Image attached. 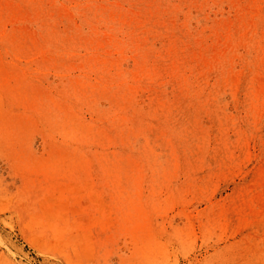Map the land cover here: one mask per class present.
<instances>
[{
	"label": "rangeland",
	"instance_id": "obj_1",
	"mask_svg": "<svg viewBox=\"0 0 264 264\" xmlns=\"http://www.w3.org/2000/svg\"><path fill=\"white\" fill-rule=\"evenodd\" d=\"M249 1L0 0V264H264Z\"/></svg>",
	"mask_w": 264,
	"mask_h": 264
},
{
	"label": "bare ground",
	"instance_id": "obj_2",
	"mask_svg": "<svg viewBox=\"0 0 264 264\" xmlns=\"http://www.w3.org/2000/svg\"><path fill=\"white\" fill-rule=\"evenodd\" d=\"M255 1L256 0H253V2H254V10L256 9L255 16L251 18V21H249V23H250V27L249 28L250 29H248L247 32L248 33L251 32V33H250V35L248 37V40H247V42L245 44L246 46H250L251 47V49L254 51L253 54H249V53H252V52H248V53H246V55L236 56V57H239V60L242 63L238 68H235L234 66H229L228 65V63H229V55H230L231 49L234 46V44L236 42V39H237L236 34L237 33L239 34V32H240L239 26L234 27V31H232V27H231L229 29V31L227 32V34L226 33L225 34H221L220 38L216 41V44L215 43L212 44V47H210V46L208 47L207 46V50H206L207 53H210L211 51L214 52V53H212V55L210 57V58H212V57L213 58H212L211 63H210L211 65H209V66L212 67L213 72L216 73L220 77L221 76L225 77V80L227 81V85H229L233 89L232 93L235 96L240 91L243 92V95H244L245 101H246L245 104H246L247 111L244 113V115L241 118H245L246 120L252 118L254 116V114L258 110H262L263 105H264V85H263V83H264V5L259 3V6H257ZM244 5H246V4H244ZM247 5L249 7H252L253 6L252 1L250 0L247 3ZM240 6H242V5H240ZM5 13L6 12L4 11V7L0 6V20H2L4 18ZM244 31L242 33H244ZM258 32H259V34H258ZM12 37H13V40H14V45H13L12 50L16 51V52H20V54H24L26 45H28L26 43L25 39H23L22 35L17 33V32H14L12 34ZM40 39H41V37H40ZM222 39H224V41H222ZM220 43L223 44L224 47H222L220 50H218V49H216V46H219ZM241 44H240V46H241ZM244 53H245V51H244ZM94 58H96V57H94ZM99 61H101V60H99ZM57 65H59V63ZM62 66H63V64H62ZM88 66H90V65L88 64ZM245 66H249L250 68H248V70L244 71V67ZM68 69H69V67H68ZM66 72L68 73V71H66ZM66 75H68V74H66ZM69 78L70 77L68 76V79ZM69 87H72V86H69ZM83 90H84V87H83ZM91 91H92V93L94 92V90H91ZM119 91H121V89ZM89 93H91V92H89ZM73 94H74V92H73ZM115 96H117V95H115ZM123 96H124V94H123ZM112 97H110V98H112ZM112 100L114 101V99H112ZM259 117H260V119L258 118V122H259L258 127L259 128H258L257 135L259 137H261L263 135L262 131L264 130V128H262L264 126V113H260ZM64 126H66V125H64ZM80 126H81V124H80ZM73 127H76V126H73ZM70 132H71V130H70ZM75 138H77V137H75ZM78 139H79V137H78ZM106 170H107V172L108 171L111 172L110 169H106ZM255 175H256L255 176L256 179H255V182L252 185L251 193H249V195L256 202V205L260 206V209H257L254 206V208L252 210V214L257 216L258 217L257 219L259 221H264V162H261L258 165L257 171L255 172ZM118 185H120V184H118ZM246 200L249 201V196L244 195L243 202H245Z\"/></svg>",
	"mask_w": 264,
	"mask_h": 264
}]
</instances>
